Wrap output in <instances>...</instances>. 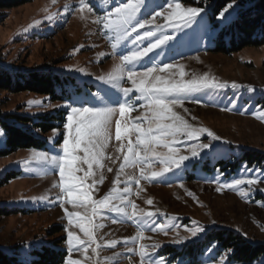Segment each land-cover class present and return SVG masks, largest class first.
<instances>
[{
  "label": "rangeland",
  "instance_id": "1",
  "mask_svg": "<svg viewBox=\"0 0 264 264\" xmlns=\"http://www.w3.org/2000/svg\"><path fill=\"white\" fill-rule=\"evenodd\" d=\"M123 2L127 3L128 0ZM174 2H179L186 8L199 7L181 0H148L147 7L140 14V20L152 19L154 14L159 12L161 15L155 17L154 24H165L167 5ZM65 5H69L67 10ZM117 6L118 0H90L89 7L92 11L88 12L81 11L79 0H29L24 5L0 10V64L24 70L51 68L53 73L62 79L63 85L74 91H70L62 100H50L49 95L9 93L0 90V111L32 117L36 114L53 113L62 108L66 110V124L67 116L71 112L67 105L73 101H91L95 93L104 96L105 90L111 89V85L98 77L106 76L119 62L120 56L133 50L129 42L118 46L114 51L112 43L115 41L109 38L111 34L103 30L102 23H96ZM237 7L234 2V7L227 13L226 19H218V15L213 21L211 11L201 7L204 12L199 26L193 25V30L184 29L188 35L184 36L182 41L172 39L167 45L154 49L153 53H149L153 61L145 58L134 69L137 73L147 68L159 71L164 64H170L173 65L172 68L159 74L165 78L178 79L180 68L177 66L182 65L186 80L207 73L210 79L215 78L216 81L229 85L225 89H207L202 93L193 94L192 97L184 99L182 107L173 109L192 126L207 128L220 139L213 140L207 133L187 141L181 137L183 142L174 145L178 149V156H190L189 149L194 145L211 146L201 150L200 155L184 161L179 169L173 168L165 174L163 180L141 179L139 189L134 182L130 185L132 195L128 198L137 205V210L157 213L154 217L155 224L170 227H167L165 232L146 230L143 232L144 239L135 244L129 240L125 244L123 241L126 238L136 236V225L114 212L103 210L93 218L95 223L103 225L94 230L97 243L105 244L106 241L115 239L119 241L117 246L98 249V255L92 252L95 245L88 247L86 252H69L66 229L73 231L81 239L86 237L75 223L72 226L68 224L64 208L79 212L81 216L91 215V209L73 208L67 203L62 208L56 200L60 189L53 187L54 184H59L58 170L45 172L41 165L31 160L35 151L48 152L50 155L63 154V133L66 132L63 124L61 129L57 130L61 134L55 136L54 142L49 139L46 150L23 149L6 158H0V176L9 169L18 168L21 172L18 178L9 179L0 187V205L16 208L24 206L26 209L10 215H0L1 249L9 252L16 245L27 247L41 240L48 241L65 236L68 254L63 264H66L69 258L80 260L81 264H124L126 255L131 257L130 264H141L138 254H126L111 259L114 253H126L128 248H138L139 244L148 245L149 250L151 245L160 244L161 247L157 249L155 256L156 259L166 257V264H223L225 260L227 264H242L231 259V248L229 254L230 249L221 247L216 240L203 243L207 233L226 229L240 234L246 241L264 243V202L256 198L258 194L264 195V181H258L254 186L245 183L235 189L226 186L232 184L235 179H254L259 175H242L245 166L248 169L262 170L256 164L250 165L245 160H238L243 150L264 152V47H246L227 54L220 49L221 42L218 39L221 27L231 23ZM50 16L53 17L52 20L48 19ZM151 29L152 26H146L145 29L137 31L142 34L143 31ZM162 31L165 35H173L171 28ZM175 35L182 33L177 32ZM134 36L135 34L133 38ZM150 42L154 43L155 40H145L140 44V49L148 47ZM233 82L240 87L232 88ZM121 87H132L127 76L124 77ZM249 87L254 88V91H249ZM112 93V101H123V93L115 89H112ZM130 96L134 108L123 118H120L118 113L114 117L111 139L104 149V167L95 169V179L99 180L100 174L103 173L104 180L103 183L95 185L90 193L94 199H100L110 191L118 171L121 182L128 176L140 175L138 167L127 166L120 169L126 148L117 151L121 144L126 146L129 140L135 141L136 136L131 132V124L140 122L136 118L147 114V109L143 107L145 101L136 99L138 93L133 92ZM197 99L201 102H195ZM31 101H40L42 106L32 104ZM113 106L118 108V103ZM2 117L8 122L17 121L14 116ZM116 119H121L122 125L129 127L127 133L122 128L121 141L115 139ZM142 126H149L146 119ZM3 130L0 123V131ZM53 136L54 131L47 134V138ZM59 138L61 141H58ZM3 142L2 135L0 144ZM57 142L60 143L56 144ZM157 151L163 152L167 149L157 147ZM79 154L83 155L82 152ZM25 160L30 161L29 166L23 163ZM166 166L157 160L150 170L159 171L161 167ZM82 167L87 169L86 164ZM109 168L112 169L111 172L108 171ZM145 172L148 173L149 168L146 167ZM77 175L82 176L83 173ZM86 183H92V178ZM125 186L124 183L119 184L121 189ZM217 188L221 191L217 192ZM148 199L152 200V204L146 203ZM37 201L39 207L34 203ZM128 210L132 211L131 206ZM114 219L116 222H113ZM55 225L62 227V230L49 235ZM197 228L203 231L192 237V231ZM177 240L186 242L177 244ZM261 261L250 264H260Z\"/></svg>",
  "mask_w": 264,
  "mask_h": 264
},
{
  "label": "snow or ice",
  "instance_id": "2",
  "mask_svg": "<svg viewBox=\"0 0 264 264\" xmlns=\"http://www.w3.org/2000/svg\"><path fill=\"white\" fill-rule=\"evenodd\" d=\"M90 0H79L81 11L87 10L91 12L89 7ZM148 0H128L124 3L123 0H118V6L108 12L105 17L98 19L96 23L103 24V30L111 34L109 37L115 42L112 43L114 51L122 44L131 43L133 50L127 55H122L119 62L114 65V68L106 76L98 77L99 80L111 85V89L105 90V95L101 96L95 93L91 101H73L72 104H79L80 106L67 105L71 108L70 114L67 116V123L64 124L66 130L64 139L62 141V155L49 154L48 152L35 151L31 160L41 165L45 172L58 170L59 184H54L53 187H59L60 195L56 200L62 208L64 204H71L73 208L77 207H90L91 215L81 216L79 212L68 211L64 208L65 215L68 218V224L78 226L83 232L86 239H81L73 231L66 229L67 232V245L69 252L76 250L87 251L88 247H92L94 255H98V249L101 248H114L119 241L113 239L108 240L105 244L97 243L94 230L103 227L102 224L94 222V217L100 214L103 210L114 212L117 216L130 220L136 225L138 231L136 236L126 238L123 243L127 244L129 240L132 243H137L139 240L144 239L143 232L150 230L153 232H165L167 227L163 224H155L154 217L157 213L152 211H145L143 209L137 210V205L128 197L132 195L130 185L134 182L139 189L140 180L153 181L157 178L163 180L165 174L173 170L179 169L184 161L194 158L201 154V150L209 149L210 144H198L190 147V156L179 155L178 149L174 145L184 141L197 139L201 134L207 133L213 140H219L220 137L216 136L212 131L203 127H194L189 124L184 118L175 112V107H182L185 98L192 97L193 94L202 93L207 89L221 90L229 87L225 83L209 78L205 73L203 76H193L191 79H184L183 66L180 68L179 78H165L159 74L167 69L173 67L170 64H164L163 68L157 71L154 68H147L145 71L137 73L134 71L136 66L145 58L150 62L153 57H149V53H153L154 49H159L161 46L175 39L182 41L183 37L188 35L184 29L193 30V25L199 26L203 20L204 9L201 7H183L181 3L174 2L167 5V14L165 24H154L156 16L161 15L157 12L152 19L140 20V14L147 7ZM160 7V5H156ZM69 5H65L67 10ZM234 7V2L227 5V7L219 13L218 19H226L227 13ZM52 20L53 17H48ZM146 26H152L151 30H145L141 34L138 29H145ZM173 29V35H165L163 29ZM180 32L182 35H175ZM133 34H135L133 38ZM159 34V36H157ZM154 39V43H149L146 48L140 49V44L145 40ZM82 71V70H81ZM131 81L132 87H121L124 77ZM232 88H238L240 85L233 82ZM112 89L123 93V101H112L110 99ZM249 91H254V88L249 87ZM138 93L136 99H143L145 103L143 107L147 109V114L143 117L136 118L137 121L131 124V132L135 134L136 139L133 142L129 140L125 146L121 144V149L126 148L123 153V161L120 164V169L127 166L138 167L140 169L139 177L128 176L126 180L120 181V172H117V177L112 181L113 187L110 191L100 199H94L90 194L95 185L103 183V173L100 174L99 180L95 179V169H102L104 167L102 161L105 158L104 149L108 146V141L111 139L112 122L117 113L120 118H123L126 113L134 108L131 102V93ZM200 103L198 99L195 101ZM30 103L42 106L40 101H31ZM118 103V108L113 104ZM91 104V106H86ZM99 105V106H97ZM63 106V105H61ZM187 111V109H185ZM147 120L148 127H143L142 122ZM195 119V118H194ZM154 125V126H153ZM122 128L125 133L129 132L127 125H122L121 119L115 120V139L122 140ZM54 131V136L49 139L54 142L55 136L61 133L57 130ZM3 132L0 131V136ZM157 147L167 149V151H157ZM83 153L81 156L79 153ZM178 157V158H177ZM159 161L161 167L159 171H151V165L155 161ZM115 162V161H114ZM26 166L30 165L29 160L23 161ZM87 165L85 170L82 165ZM7 167V166H6ZM149 168V172H145V168ZM112 171L111 168L108 169ZM83 175H77V173ZM253 173H259L256 178L249 179H235L232 184L226 185L229 188L235 189L247 184L254 186L258 181H264V170L248 169L246 166L242 169V175L251 177ZM92 178V183L86 181ZM124 183L126 186L121 189L119 184ZM251 190V189H250ZM259 190V189H258ZM217 192L221 189L217 188ZM66 194V195H65ZM139 192H137V195ZM244 195V193H241ZM191 195V193H190ZM35 199V198H34ZM118 201V203H113ZM152 204V200L146 201ZM129 206L132 211L129 212ZM113 222H116L115 219ZM203 229H194L191 233L192 237H196L198 232ZM102 239V238H101ZM177 244H183L186 240H177ZM139 244L138 248H128L126 253H114L111 259L123 256L126 254H138L141 264H166V257H159L156 259L155 253L161 247L160 244H153L150 246ZM229 250V254L231 253ZM109 259V258H106ZM24 264H31L30 261H25ZM66 264H81L80 260L69 258ZM98 264V262H97ZM118 264V262H117ZM227 264V261H223ZM260 264H264L261 261Z\"/></svg>",
  "mask_w": 264,
  "mask_h": 264
},
{
  "label": "trees",
  "instance_id": "3",
  "mask_svg": "<svg viewBox=\"0 0 264 264\" xmlns=\"http://www.w3.org/2000/svg\"><path fill=\"white\" fill-rule=\"evenodd\" d=\"M29 0H0V10H9L24 5ZM184 3L197 5L209 9L212 21L228 4L235 2L237 8L233 13L231 23L223 25L218 33L221 42L220 49L227 54L238 52L246 47H264V0H181ZM58 74L51 68L24 70L6 67L0 64V90L9 93L29 92L38 95H49L50 100L64 99L70 94L69 89L62 83ZM74 93V91H71ZM77 92V90L75 91ZM66 110L59 108L56 112L46 115L17 116L0 111V123L3 126L4 142L0 144V158H6L18 150L36 149L46 150L49 146L47 134L54 129H61L65 123ZM2 116H14L17 121L8 122ZM61 138L58 139V141ZM60 142H57L58 144ZM239 161L245 160L248 164H256L264 170V152L245 149ZM20 170H6L0 176V187L7 181L18 178ZM259 201L264 202V195H256ZM38 202H34L36 207ZM26 210L24 206L0 205V215H10L16 211ZM30 210V208H29ZM62 227L55 225L49 235L60 232ZM65 236H58L48 241L22 247L16 245L11 250L0 248V264H63L67 257ZM212 240L219 242L221 247L233 250L231 259L234 262L250 264L258 260L264 261V243H252L243 239L240 234L231 230L220 229L208 232L203 243Z\"/></svg>",
  "mask_w": 264,
  "mask_h": 264
},
{
  "label": "bare ground",
  "instance_id": "4",
  "mask_svg": "<svg viewBox=\"0 0 264 264\" xmlns=\"http://www.w3.org/2000/svg\"><path fill=\"white\" fill-rule=\"evenodd\" d=\"M130 263H131V257L129 255H126L124 264H130Z\"/></svg>",
  "mask_w": 264,
  "mask_h": 264
}]
</instances>
